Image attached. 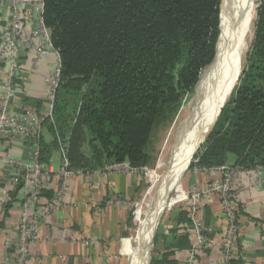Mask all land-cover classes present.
<instances>
[{"label":"trees","instance_id":"trees-1","mask_svg":"<svg viewBox=\"0 0 264 264\" xmlns=\"http://www.w3.org/2000/svg\"><path fill=\"white\" fill-rule=\"evenodd\" d=\"M41 1L60 75L52 120L42 123L51 139L46 144L40 136L38 163L47 167L51 151L63 148L70 172L148 167L154 134L216 60L223 0ZM230 156L233 167L264 168V0H258L237 85L188 170L225 166ZM53 195L41 189L35 207ZM184 208L179 245L191 226L188 204ZM167 256L159 253L150 264H171Z\"/></svg>","mask_w":264,"mask_h":264},{"label":"crops","instance_id":"crops-1","mask_svg":"<svg viewBox=\"0 0 264 264\" xmlns=\"http://www.w3.org/2000/svg\"><path fill=\"white\" fill-rule=\"evenodd\" d=\"M4 13L6 14L7 10H4ZM3 26L4 22L0 20V28ZM21 62L22 80L17 88L13 107L15 110L42 112L46 79L52 73L54 58L40 59L36 66L32 67L30 55H23ZM41 137L46 144L50 142L51 138L44 127L41 128ZM0 152L2 156L8 155L24 161H29L31 157L29 147L23 139H17L11 147L1 149ZM63 164L64 156L61 150H52L49 164L45 167L51 174V179L42 181L40 187L53 195L64 180V195L60 206L39 224L38 237L30 244V257L26 264H147L161 212L182 200L183 195L179 186L181 177L175 184L179 190L173 203L165 206L166 200L155 212L148 210L149 215L146 214L143 222L139 224L134 238L135 246L138 245L136 250V247L131 248L128 240L132 226L129 217L142 189V173L99 171L92 174H73L64 179L59 174ZM233 164L234 158L228 157L225 166L232 168ZM260 173L263 183L261 189L254 190L248 187L252 176L250 172L241 173L231 182L234 203L238 208L237 219L241 227L233 252V264H264V169ZM221 177L218 171L202 173L193 169L183 178L181 188L185 192L193 187L205 190ZM1 199L2 197H0V264L3 261L4 240L6 238L11 242L15 240L14 225L19 216L21 195L16 196L8 207L1 204ZM184 205L185 203L168 213L153 243V256L158 257L159 253L167 254V262L171 264H187L194 244L190 229L187 231L188 241L180 242L182 245L178 243L185 234L182 223L179 222V215L185 209ZM198 218L203 229L211 230L208 237L217 243L221 242L227 223L220 210L217 195L209 194L201 201ZM146 224L149 227H146ZM142 231L143 233L147 231L151 239L148 243H145L146 234L141 237L138 235ZM193 264H221L220 249L204 247L194 257Z\"/></svg>","mask_w":264,"mask_h":264},{"label":"built area","instance_id":"built-area-1","mask_svg":"<svg viewBox=\"0 0 264 264\" xmlns=\"http://www.w3.org/2000/svg\"><path fill=\"white\" fill-rule=\"evenodd\" d=\"M7 10V13H4ZM43 2L41 0H0V20L4 26L0 28V151L8 149L17 139L28 141L30 151L29 161L18 160L2 156L0 152V197L1 204L8 205L13 191L21 189V204L19 203V216L14 225L15 240L11 242L6 238L2 247V264H26L30 257V244L37 240L38 227L42 220L57 209L64 195V180L55 191L53 197L35 207L39 203L41 182L51 179V174L38 163L39 139L42 123L52 120L53 105L60 75V61L58 52L52 47L49 39V30L42 20ZM30 55L32 67L43 58H54L51 75L46 79V91L43 97L42 112L32 110H15L14 101L17 88L21 83L23 64L21 56ZM63 156V148L60 149ZM264 168L257 167L244 170L237 167H214L209 169L194 168L195 172L218 171L222 177L215 180L205 190L193 187L183 193L180 203L188 204V218L191 223L190 234L194 239L187 264H193L194 257L204 247L219 248L221 251V264H230L233 252L239 237L241 227L237 221L238 208L234 203V194L231 182L241 173H251L250 189H261L263 183L260 171ZM104 171L122 173L123 171L143 173L145 168L132 169L126 164H114ZM66 170L64 159L60 175L65 179L73 174ZM209 194L218 196L220 210L225 217L227 229L221 242L217 243L208 235L210 229L201 227L198 215L200 203ZM20 196V195H19ZM39 205V204H38ZM75 241V239H73Z\"/></svg>","mask_w":264,"mask_h":264},{"label":"bare ground","instance_id":"bare-ground-1","mask_svg":"<svg viewBox=\"0 0 264 264\" xmlns=\"http://www.w3.org/2000/svg\"><path fill=\"white\" fill-rule=\"evenodd\" d=\"M251 14L249 0H223L218 55L205 72L199 87L200 96L182 123L157 197L149 207L152 212L163 206L169 191L182 176L192 155L212 127L221 106L229 98L241 73V53L245 38L251 31ZM146 232L142 231L138 235L141 237L146 234L145 243H148L151 239Z\"/></svg>","mask_w":264,"mask_h":264},{"label":"rangeland","instance_id":"rangeland-1","mask_svg":"<svg viewBox=\"0 0 264 264\" xmlns=\"http://www.w3.org/2000/svg\"><path fill=\"white\" fill-rule=\"evenodd\" d=\"M249 3H250V9L252 7L251 31H249L247 37L245 38L244 47L242 49L241 70H242V67L244 64V59L250 50L251 43L253 40V23L255 20L256 7L258 4V0H249ZM219 39H220V37H219ZM199 82L201 83L200 80H199ZM199 82H198L197 86L195 87L193 93L184 102V104L182 105V107L180 108V110L178 111L176 116L173 118V120L169 124L159 128L153 136V144L150 148V152L152 155V161H151L150 165L145 168V171L141 175L142 179H143L142 189L139 192V195L134 202V206H133L132 211H131L132 213H130V217H129V221H130L132 226H131V229H130V232L128 235L129 236L128 240H129V243H130V246L132 249H135V247H136V250L138 249V245L135 246V243H134L135 233L138 229L139 224L143 222V219H144L146 213L148 212L149 207L153 205L154 199L157 197V193L160 189L161 182L165 176L167 165L171 159L172 148L176 144L182 123L186 119L192 104L200 96V93H199L200 92V90H199L200 83ZM236 85H237V82L235 83V86ZM202 142L200 143V145H202ZM192 160H191V162H192ZM191 162H190V164H191ZM188 173H189V170H186L184 172V174L181 176V179L179 182L180 191H181L182 195H183V193L185 194L186 192L182 190L181 183H182L183 178ZM175 186L176 185H174L171 188L172 189V190H170L171 192L169 191L170 193L168 194L165 206H167L169 203H173L175 196H177V191L179 189H176ZM180 205H182L180 202L175 203L172 206H168L167 208H165L161 212V214L158 218V223H157L155 232H154L155 233L154 237L152 238V247H151L149 255H148V263L149 264L151 262L152 257H154L153 256V252H154L153 243H154V239H155V236H156L158 229L165 222V218L168 215V213H170V211L172 209H176L177 207H180ZM129 260L131 261L130 255H129Z\"/></svg>","mask_w":264,"mask_h":264},{"label":"water","instance_id":"water-1","mask_svg":"<svg viewBox=\"0 0 264 264\" xmlns=\"http://www.w3.org/2000/svg\"><path fill=\"white\" fill-rule=\"evenodd\" d=\"M221 1H222V0H221ZM205 69H206V68H205ZM238 78H239V77H238ZM237 80H238V79H237ZM236 82H237V81H236ZM232 90H233V89H232ZM230 95H231V93H230ZM229 97H230V96H229ZM228 99H229V98H228ZM226 102H227V101H226ZM226 102H225V103H226ZM225 103L221 106L220 110L218 111V114H217V116H216V119H217L218 115L220 114L221 110L223 109ZM216 119H215V121H216ZM215 121L213 122L212 126L214 125ZM211 128H212V127H211ZM211 128H210V129H211ZM210 129H209V130H210ZM208 132H209V131H208ZM203 141H204V140H203ZM202 143H203V142H202ZM200 146H201V145H200ZM200 146H198V148L196 149V151L199 149ZM196 151H195L194 154L192 155V157H191V159H190V161H189L187 167L185 168L184 172H185L186 170H188L189 165H190V162H191V160L193 159V157H194ZM184 172H183V174H184ZM183 174H182V175H183ZM154 234H155V233H154ZM153 237H154V235H153ZM147 264H149V263H147Z\"/></svg>","mask_w":264,"mask_h":264}]
</instances>
